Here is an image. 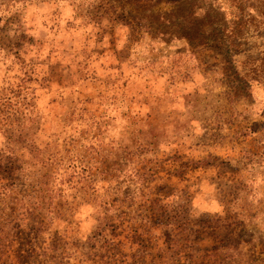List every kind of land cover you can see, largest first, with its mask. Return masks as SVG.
<instances>
[{"label": "rangeland", "instance_id": "rangeland-1", "mask_svg": "<svg viewBox=\"0 0 264 264\" xmlns=\"http://www.w3.org/2000/svg\"><path fill=\"white\" fill-rule=\"evenodd\" d=\"M218 3L0 0V264H264V0H234L231 54L204 46L202 9L170 15ZM156 58L201 128L231 124L184 167L132 112ZM203 172L217 212L192 200Z\"/></svg>", "mask_w": 264, "mask_h": 264}, {"label": "crops", "instance_id": "crops-1", "mask_svg": "<svg viewBox=\"0 0 264 264\" xmlns=\"http://www.w3.org/2000/svg\"><path fill=\"white\" fill-rule=\"evenodd\" d=\"M170 69L171 64L167 60L161 61L160 58H156L154 64L148 68V90L150 94L145 97L132 95L130 99L134 106L133 115L144 121L143 128L148 130V135L156 137V142L162 145L159 146L161 149H165L167 152L178 150L181 153L180 160L186 162V164H182L184 167V165H188L191 159L198 161L207 157L208 155L201 156L200 153L206 149V146L212 148V146L206 145L203 140L200 141L199 136L204 134L211 140L210 137L214 135V132L220 130L222 131L220 136L230 138L231 124L228 123L226 127L229 130L227 133L223 131V127H213L212 123L207 129L201 128L198 98L189 96L188 85L183 83L179 77H175L177 79L174 80ZM141 81V83L138 82V86L140 89L142 87L145 89L146 80L142 78ZM129 114L127 113V115ZM190 139L193 141L191 142ZM177 141H180V146H174ZM217 150L214 148V153H210V155L217 154ZM204 152L209 151L205 150ZM209 165L215 166L213 163ZM197 168L201 167L198 166ZM215 168L217 167L215 166ZM220 179L221 177L218 175H212L208 172L201 173L197 178L195 181L197 188L192 195L196 210L217 212L220 209L224 199L222 195H219L220 188L215 187V184L220 183Z\"/></svg>", "mask_w": 264, "mask_h": 264}, {"label": "trees", "instance_id": "trees-1", "mask_svg": "<svg viewBox=\"0 0 264 264\" xmlns=\"http://www.w3.org/2000/svg\"><path fill=\"white\" fill-rule=\"evenodd\" d=\"M170 2L177 4L181 3L184 0H169ZM245 0H241V2H244ZM234 0H221V3H218L215 6L209 5V6H200V4L196 5V7H189L186 11V15L179 14L176 8H172L170 11V15L174 16L173 18H179L183 16L182 18H186L189 16L196 17V14L199 10H203V14L201 16V23L199 22V25H201L200 29L198 28V34L204 38V46L219 49L220 45H218V41L220 40L223 44H225L226 51L230 54L233 52V46H234V33L231 27L232 22V6L234 5ZM193 5V4H192ZM182 9V8H181ZM186 9V8H185ZM184 9V11H185ZM183 11V12H184ZM196 11V13H195ZM160 15V14H157ZM161 18V15H160ZM164 21L169 22L170 19H168V16L163 18ZM183 22L175 21L172 22V25L176 24L177 26L182 25ZM194 24L191 28L187 29V31L182 29V32L176 34L180 37H185L189 39V32L190 29H193ZM168 31L164 30L162 33H167ZM173 32V31H172ZM172 32H169L168 34L171 35ZM212 42V43H208ZM203 44V43H202ZM244 82L246 85L254 79V77H248L247 75H244ZM258 80V78H257Z\"/></svg>", "mask_w": 264, "mask_h": 264}]
</instances>
